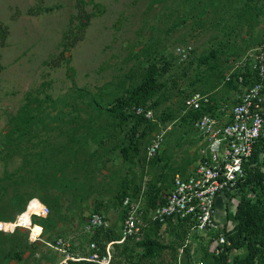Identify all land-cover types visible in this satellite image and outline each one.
Masks as SVG:
<instances>
[{"label": "rangeland", "instance_id": "obj_1", "mask_svg": "<svg viewBox=\"0 0 264 264\" xmlns=\"http://www.w3.org/2000/svg\"><path fill=\"white\" fill-rule=\"evenodd\" d=\"M80 1L0 0V223L34 198L51 211L32 230L0 231V264H60L59 240L86 253L90 216L104 215L118 235L127 195L147 222L150 202L200 160L185 99L209 95L227 110L243 93L227 77L264 39V0ZM149 69L160 91L147 103L150 126L136 128L111 109ZM25 107L34 122L21 136L11 118ZM142 237L114 247L112 264H214L209 235L163 227L164 249L151 258Z\"/></svg>", "mask_w": 264, "mask_h": 264}, {"label": "built area", "instance_id": "obj_2", "mask_svg": "<svg viewBox=\"0 0 264 264\" xmlns=\"http://www.w3.org/2000/svg\"><path fill=\"white\" fill-rule=\"evenodd\" d=\"M249 80L256 82L246 85ZM227 81L235 82L243 89V93L227 110L223 107L221 112L215 109V103L209 95L194 93L185 99L187 113L204 112L193 121L202 140L200 160L191 172L174 176L165 202L149 211L147 222L143 220L140 207L127 197L123 202L126 213L119 240L107 243L104 253L92 242L88 255H75L63 240H59L54 247L64 256L60 264H69L70 261L112 264L115 245L143 236L151 222L161 223L165 227L169 221L176 223L187 220L192 225L190 233L205 235L225 228L219 219L217 203L225 191L235 187L245 177L244 165L252 157L257 141L264 136V39L243 59L237 75L233 77L230 74ZM131 112L148 120L154 116L153 109L148 105L135 106ZM161 146L162 139L155 137L148 148L149 154H156ZM26 212H29V222L22 219ZM49 214V207L34 198L14 223H0V231H14L16 228L32 230L35 217L46 218ZM109 228L110 222L100 213H93L85 226L86 232L91 234L98 229ZM227 243L222 232L215 244L216 253L220 252L219 246Z\"/></svg>", "mask_w": 264, "mask_h": 264}, {"label": "trees", "instance_id": "obj_3", "mask_svg": "<svg viewBox=\"0 0 264 264\" xmlns=\"http://www.w3.org/2000/svg\"><path fill=\"white\" fill-rule=\"evenodd\" d=\"M80 2L84 6L87 3L86 0H81ZM83 14V11H80L78 17H82ZM86 16L89 18V15ZM85 24L86 23H82V27L86 26ZM157 76V70L149 69L140 85L129 93V97L118 98L115 101V105L111 109V112L118 117L122 123L133 119L136 128L141 126H146L148 128L150 126V120L146 119L144 116L134 114L131 110L135 106H146L147 103L158 94L160 86L157 84ZM249 76L250 74H248V77ZM255 82L256 80H249L246 85ZM232 83L239 86L235 82ZM29 109L30 107H25L22 111H28V113L18 114L11 118V122L18 128L21 136H26L32 131L34 117L29 115ZM203 114L204 112L199 111L188 112V117L194 121ZM134 135H137L136 132H134ZM244 169L245 177L238 181L235 187L222 194V196L229 199L231 203H236L234 211L230 212L228 215V220L231 223H226L223 230L209 234L211 240L208 247L209 253L206 255L212 259L214 264H264V136L257 141L253 155L245 163ZM182 175H186V173H182ZM127 197H129V195L121 198V206H123V202ZM165 198L160 203H164ZM40 201L42 202V200ZM158 204L156 200L150 202V205L146 208L147 214L150 210L155 209ZM26 207H24L21 213L26 210ZM34 222L36 224L37 221L34 220ZM163 227L164 225L161 223L151 222L149 227L145 230L142 241L139 243V246L144 250V258L154 257L155 254L160 253L164 249V246L157 240ZM167 227L173 230L184 229L190 233L192 225L187 220H179L176 223L169 221L166 228ZM222 232L228 243L219 246L220 252L217 254L215 244ZM120 237L121 232L118 235L115 234L113 227L109 229H98L94 232L90 243L95 242L101 253H104L107 243L117 241ZM133 239H137V237L127 242ZM119 246L120 245H115V247ZM211 246H213L212 252L210 251ZM72 252L75 255L81 254L75 251ZM81 255H88V252ZM69 264L93 263L87 261H70Z\"/></svg>", "mask_w": 264, "mask_h": 264}, {"label": "crops", "instance_id": "obj_4", "mask_svg": "<svg viewBox=\"0 0 264 264\" xmlns=\"http://www.w3.org/2000/svg\"><path fill=\"white\" fill-rule=\"evenodd\" d=\"M241 95V94H240ZM239 96V95H238ZM237 96V97H238ZM236 97V98H237ZM221 108L220 106L216 105L215 104V109H217L219 112H221ZM202 142V141H201ZM192 171V170H191ZM190 171V172H191ZM189 173V172H188ZM187 174V173H186ZM236 206V203H231L229 201V199H226V198H220L218 203H217V207H218V210H219V219L221 222H223L224 224L226 223H231L229 220H228V215L230 212L234 211V208ZM166 227V226H165Z\"/></svg>", "mask_w": 264, "mask_h": 264}, {"label": "bare ground", "instance_id": "obj_5", "mask_svg": "<svg viewBox=\"0 0 264 264\" xmlns=\"http://www.w3.org/2000/svg\"><path fill=\"white\" fill-rule=\"evenodd\" d=\"M28 215H29V212H28ZM28 218V217H27ZM29 220V219H28Z\"/></svg>", "mask_w": 264, "mask_h": 264}]
</instances>
